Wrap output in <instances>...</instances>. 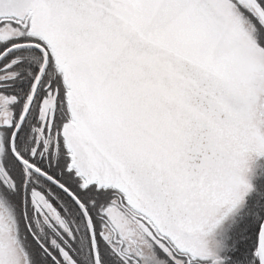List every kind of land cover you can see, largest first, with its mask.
<instances>
[{"label":"snow or ice","instance_id":"6c2138e0","mask_svg":"<svg viewBox=\"0 0 264 264\" xmlns=\"http://www.w3.org/2000/svg\"><path fill=\"white\" fill-rule=\"evenodd\" d=\"M0 264H264V0H0Z\"/></svg>","mask_w":264,"mask_h":264}]
</instances>
